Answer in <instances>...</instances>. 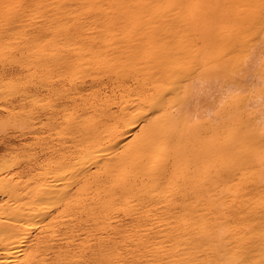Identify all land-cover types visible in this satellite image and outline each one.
<instances>
[{"label": "bare ground", "instance_id": "1", "mask_svg": "<svg viewBox=\"0 0 264 264\" xmlns=\"http://www.w3.org/2000/svg\"><path fill=\"white\" fill-rule=\"evenodd\" d=\"M1 70L0 264H264V0H0Z\"/></svg>", "mask_w": 264, "mask_h": 264}, {"label": "rangeland", "instance_id": "2", "mask_svg": "<svg viewBox=\"0 0 264 264\" xmlns=\"http://www.w3.org/2000/svg\"><path fill=\"white\" fill-rule=\"evenodd\" d=\"M2 71V70H1ZM17 70H14V74L18 77V75L20 76L21 74H23L24 75V73H22V72H17V73H15ZM7 74L8 75V78H10V77H13V82H14V80L15 79H18L17 81H19V79L21 80V82H23V84H24V82L25 81H27V80H25V79H28V76H27V78L24 76V78H23V80H25V81H23L22 80V75L20 76V78L18 77H16L14 74H13V71H9L8 70V72L7 71H2V75H0V78L2 79L1 80V83H0V86H1V84L3 83V81H4V79L7 77V75H4V74ZM10 74V76H9V74ZM19 73V74H18ZM21 73V74H20ZM0 74H1V72H0ZM16 77V78H14V76ZM4 76H6V77H4ZM12 80V78H10V81ZM5 81H7L8 82V79L6 78V80ZM4 81V82H5ZM9 81V85H10V83H11V85H12V82H10ZM17 81H16V83H17ZM21 82H19V84H18V89L19 90H17L16 89V91L17 92H19L20 91V89L22 88V86L23 87H25L24 85H26V84H22L21 86H20V84H21ZM16 83H14V84H16ZM7 84V83H6ZM6 84H2L3 85V87L4 86H6L7 87V85ZM16 84V85H17ZM14 86V85H13ZM3 87L1 88L0 87V90H2L3 89ZM12 87V86H11ZM17 87V86H16ZM14 88H15V86H14ZM10 89H12V88H10ZM25 89V88H24ZM5 90V89H4ZM7 90H9V88L7 87ZM6 90V91H7ZM44 90V94H41L42 93V91ZM43 90L41 89L40 90V92L41 93H38L41 97L39 98L38 96V94H34L32 91H30V92H32L33 94H31L30 93V95L31 96H29V94H27V93H29V92H24V96L22 97V94L21 95H19L21 92H23L22 91V89H21V91L19 92V93H17L16 91H14L13 89H12V92L13 93H15V95H16V97H14V95H12L11 94V91H10V94L12 95H10L12 98H14V99H17V102H18V98H17V96L20 98V101L22 100L21 99V97L22 98H25V96L26 97H28L27 99H26V101L24 100L23 101V103H22V105H21V103H20V106H18L17 105V103H15L16 101L14 100L13 101V99L12 98H10V96H6L7 94H9V91H8V93L6 94V93H3V92H5V91H3V92H0V95H5V97L8 99V100H6V98H1V99H3V100H1L0 101V122H2V123H0V158L1 157H4V159H6L7 160V162L5 163V164H9L10 162H11V160H12V162L14 161L15 162V159L17 158V161H19V162H21L22 161V159H23V162H24V165L26 164V162L28 163V159H30V158H32L31 157V155L34 157V158H37V162L39 163V162H43L44 163V161L46 160L47 161V158L50 156V154L48 153H44L43 151H42V147H43V143H44V140L46 141V139H45V137L47 138V134L49 133V135H50V132H51V130H47V128H44V127H42L43 125V123H44V120L46 119L47 120V118H45V117H47L48 116V114L46 115L45 113L46 112H48V110L46 111V109L45 108H47V107H45V106H47V105H45L46 104V102H48V101H52V100H54L55 99V96H56V94L54 95L53 93V95H54V97L53 96H51V93H49L48 92V94H50L49 96H48V98H46V97H44V95L46 94L45 92L47 91V89L45 88H43ZM24 91H27L26 89L24 90ZM39 92V91H38ZM35 93H37V92H35ZM18 94V95H17ZM27 94V95H26ZM47 94V95H48ZM33 95V96H32ZM37 95V97L35 98V96ZM46 95V96H47ZM44 98H43V97ZM4 97V96H3ZM32 97V98H31ZM52 99H51V98ZM29 98H31V99H29ZM43 98V99H42ZM10 99V100H9ZM47 99H49V100H47ZM40 100V101H39ZM5 103V101H9V103L11 102V103H13V104H8L7 102V104H6V106H5V104L3 103V102ZM22 102V101H21ZM4 104V106H3V104ZM49 103V102H48ZM8 105H9V107H8ZM13 106H15V107H13ZM32 107V109H31V111L32 110H34L33 111V113H35V114H33V113H29V112H31V111H29L30 110V108ZM33 107H34V109H33ZM43 107H45V108H43ZM38 110L37 112H36V110ZM43 109H45V111L43 110ZM38 112H40V113H38ZM44 112V113H43ZM12 114L14 115V114H16V115H14V119L11 117L12 116ZM39 114V115H38ZM45 114V115H44ZM29 115H31L32 116V118H34L33 120L30 118V117H28ZM40 115H42V116H44V117H42V116H40ZM34 116V117H33ZM37 116V118H35ZM16 117H19V118H17V119H21V121H19V128L18 127H16L17 125H16V121L17 120H15L16 119ZM21 117V118H20ZM7 118H9V119H11V121L10 122H6L5 120L7 119ZM4 119V120H3ZM12 119L14 120V123H13V121H12ZM23 119V120H22ZM28 119H30V121H32V123L30 122V126H28V125H26V126H24V123H26V122H29L28 121ZM1 120H3V121H1ZM45 120V121H46ZM25 121V122H24ZM20 122H23V126L22 125H20L21 123ZM10 123L12 124H14V125H16V126H14L13 124L12 125H10ZM35 123V124H34ZM46 123V122H45ZM45 123H44V126H45ZM17 124H18V122H17ZM28 124V123H27ZM42 127V128H41ZM44 128V129H43ZM43 130V131H42ZM49 131V132H48ZM53 131V130H52ZM39 133V134H41V132L42 133H44L45 132V137H44V135L43 134H41L40 136L42 137V135H43V137H44V139H41V138H39V137H37V136H35L36 135V133ZM47 132V133H46ZM38 133H37V135H38ZM52 134H54V131L52 132ZM50 135L52 138H53V135ZM51 137H49L48 136V138H51ZM39 138V139H38ZM47 138V139H48ZM10 151H13V152H10ZM36 156V157H35ZM20 158V159H19ZM27 159V161H26V159ZM50 158V157H49ZM49 160V159H48ZM16 161V162H17ZM21 165H23V163H20ZM23 165V166H24Z\"/></svg>", "mask_w": 264, "mask_h": 264}]
</instances>
